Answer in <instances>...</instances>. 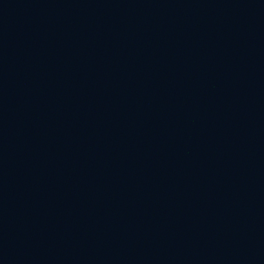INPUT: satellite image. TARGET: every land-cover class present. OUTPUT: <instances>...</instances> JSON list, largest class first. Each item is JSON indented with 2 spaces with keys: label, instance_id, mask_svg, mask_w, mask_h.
<instances>
[{
  "label": "water",
  "instance_id": "obj_1",
  "mask_svg": "<svg viewBox=\"0 0 264 264\" xmlns=\"http://www.w3.org/2000/svg\"><path fill=\"white\" fill-rule=\"evenodd\" d=\"M0 264H264V0H0Z\"/></svg>",
  "mask_w": 264,
  "mask_h": 264
}]
</instances>
